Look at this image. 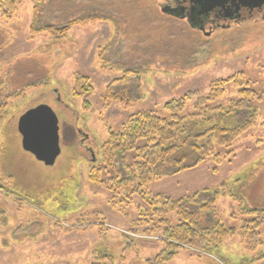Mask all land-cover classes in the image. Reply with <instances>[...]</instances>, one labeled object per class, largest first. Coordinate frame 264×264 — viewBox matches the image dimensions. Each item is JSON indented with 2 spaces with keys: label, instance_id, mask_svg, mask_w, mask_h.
Segmentation results:
<instances>
[{
  "label": "rangeland",
  "instance_id": "1",
  "mask_svg": "<svg viewBox=\"0 0 264 264\" xmlns=\"http://www.w3.org/2000/svg\"><path fill=\"white\" fill-rule=\"evenodd\" d=\"M165 1L18 0L11 20L0 16V264H147L164 247L150 196L180 199L228 182L245 207L264 206V9L209 33L167 14ZM80 16L100 19L71 26L64 38L32 32V25ZM128 68L139 72L141 99L106 101V85ZM239 72L263 99L253 100L256 123L233 147L216 149L221 162L207 156L179 172L174 164L160 168L142 188L144 197L128 193L132 185L115 184V173L99 160L109 129L142 110L165 115V102L188 92L207 96L212 83ZM224 87L217 103L238 97L239 88ZM37 104L59 118L62 153L52 166L23 150L16 128ZM229 193L218 196L216 212L225 226H238L240 217L231 218L238 203ZM259 232L264 242V222ZM124 241L130 246L122 258ZM214 250L182 246L168 264L264 263L255 259L264 245L250 252L237 236Z\"/></svg>",
  "mask_w": 264,
  "mask_h": 264
},
{
  "label": "trees",
  "instance_id": "2",
  "mask_svg": "<svg viewBox=\"0 0 264 264\" xmlns=\"http://www.w3.org/2000/svg\"><path fill=\"white\" fill-rule=\"evenodd\" d=\"M38 5L35 6V13ZM17 7L18 0H0V16L6 21L11 20ZM97 19L100 18L80 16L66 24L46 25L38 29L32 25L31 28L32 32L48 31L58 39L64 38L71 26ZM227 83L239 88L238 97L228 104L217 103ZM104 92L106 101L113 100L123 105L140 100L142 91L138 70L126 69L110 80ZM263 97L249 86L241 72L226 79L221 78L211 84L207 96L188 92L181 98L165 102V115L149 110L131 114L119 129H109L107 140L98 147L99 160L115 173V184L132 185L128 193L136 192L144 197L142 188L159 175L160 168L174 164L172 170L179 172L180 168L195 166L207 156L214 157L217 163L221 162L216 149L233 147L235 141L256 123L257 110L253 100ZM191 100L193 106L185 112ZM90 180L96 184L101 182L95 176H91ZM229 187L230 184L226 182L212 191L203 189L180 199L150 196L148 204L158 217L153 228L161 233L160 240L164 242V247L146 263L168 264L182 246L213 252L224 239L234 236L241 238L244 248L250 252L263 247L259 229L264 222V206L245 207L241 198L229 193ZM226 193L238 203L236 211L231 213L232 219L240 217L238 226H225L217 215L215 201L219 195ZM171 214L176 218L174 223ZM124 242L122 258L130 246ZM106 258L111 257L107 255ZM260 258H264V251L255 257Z\"/></svg>",
  "mask_w": 264,
  "mask_h": 264
},
{
  "label": "water",
  "instance_id": "3",
  "mask_svg": "<svg viewBox=\"0 0 264 264\" xmlns=\"http://www.w3.org/2000/svg\"><path fill=\"white\" fill-rule=\"evenodd\" d=\"M219 1L197 0L198 6L202 8L200 13L206 4L214 6ZM238 3L256 7L264 4V0H238ZM58 122L55 111L45 104H37L18 117L16 128L21 136L23 150L46 166H52L61 153Z\"/></svg>",
  "mask_w": 264,
  "mask_h": 264
},
{
  "label": "flooded vegetation",
  "instance_id": "4",
  "mask_svg": "<svg viewBox=\"0 0 264 264\" xmlns=\"http://www.w3.org/2000/svg\"><path fill=\"white\" fill-rule=\"evenodd\" d=\"M162 8L165 9L167 14L175 15L181 20H186L195 30L204 31L205 27H210L208 31L210 33L214 29L227 26V24L224 23L230 21L237 23L242 21V18L245 16L246 18L253 17V15L256 14L261 16L264 4L252 7L242 5L238 3V0H220L219 3L214 6L206 4L203 6V12L200 13V9L202 8L198 6L197 0H166ZM260 18L264 21V16ZM79 133H82V131L79 130ZM82 135L84 138L88 137L86 133H82ZM86 150L90 152L91 159H94L95 152L93 149L85 146V151Z\"/></svg>",
  "mask_w": 264,
  "mask_h": 264
}]
</instances>
